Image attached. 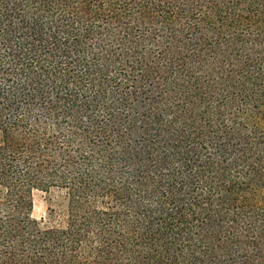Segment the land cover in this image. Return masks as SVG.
Masks as SVG:
<instances>
[{
    "label": "trees",
    "instance_id": "16d2710c",
    "mask_svg": "<svg viewBox=\"0 0 264 264\" xmlns=\"http://www.w3.org/2000/svg\"><path fill=\"white\" fill-rule=\"evenodd\" d=\"M0 264H264V0H0Z\"/></svg>",
    "mask_w": 264,
    "mask_h": 264
},
{
    "label": "rangeland",
    "instance_id": "374dc122",
    "mask_svg": "<svg viewBox=\"0 0 264 264\" xmlns=\"http://www.w3.org/2000/svg\"><path fill=\"white\" fill-rule=\"evenodd\" d=\"M47 195L39 191L32 192L33 210L32 217L36 220H40L46 217V210L48 207Z\"/></svg>",
    "mask_w": 264,
    "mask_h": 264
}]
</instances>
